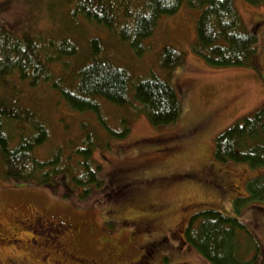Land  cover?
Instances as JSON below:
<instances>
[{"label": "rangeland", "instance_id": "374dc122", "mask_svg": "<svg viewBox=\"0 0 264 264\" xmlns=\"http://www.w3.org/2000/svg\"><path fill=\"white\" fill-rule=\"evenodd\" d=\"M235 4L245 24L258 34L259 70L215 66L193 50L199 8L183 6L163 16L156 33L147 39L153 41L151 48L135 56L126 42L121 44L104 29L74 18L63 0H0V23L14 33L68 35L83 47L90 37L100 36L138 75L156 67V53L166 43L175 44L185 54L171 77L183 103L179 118L171 124L154 125L145 113H138L130 118L126 136L113 138L111 147L95 148L94 157L108 184L105 188H96L88 197L80 198L77 189H66L62 182L50 189L5 178L0 156V264H61L62 256L40 244L37 232L17 222L30 209L77 225L70 247L88 260L105 257L106 264H117L135 259L145 237L140 234L152 223L151 237H155L151 229L166 236L159 246L165 254L162 260L156 258V264H211L185 239L182 241L190 215L202 203L237 215L234 196L247 194L250 177L264 174V167L220 163L213 155L214 138L219 132L264 106V5L245 0H235ZM14 81L22 90L21 101L38 109L51 129V142L41 148L40 155L46 156L51 144L77 136L81 120L100 128L93 111L71 110L48 85L31 88L16 78ZM8 93L0 83V98ZM106 110L108 115L115 112L111 105ZM195 123L198 128L191 129ZM128 168L132 169L124 173ZM105 189L111 192L109 196L102 194ZM64 190L68 196L62 194ZM240 215L264 248V202H249ZM147 251L151 255L152 250Z\"/></svg>", "mask_w": 264, "mask_h": 264}, {"label": "trees", "instance_id": "16d2710c", "mask_svg": "<svg viewBox=\"0 0 264 264\" xmlns=\"http://www.w3.org/2000/svg\"><path fill=\"white\" fill-rule=\"evenodd\" d=\"M245 1L264 5V0ZM63 2L74 18L104 29L121 44L126 42L135 56L151 48L153 41L147 39L156 33L163 16L183 6L199 8L193 50L215 66L260 69L258 34L245 24L235 0ZM82 47L68 35L36 31L21 36L0 23V83L10 91L0 98L3 177L50 189L62 182L66 189L75 188L80 198H86L94 189L108 185L94 157L95 148L111 147L113 138L126 136L132 116L145 113L154 125L171 124L179 118L183 103L171 77L184 59L181 48L164 44L156 53V67L138 75L100 36L90 37ZM15 78L31 88L48 85L73 111H93L102 130L92 127L89 120H81L77 136L51 144L50 152L40 155L41 148L50 144L52 132L40 111L21 101L22 90ZM108 105L115 108L110 115ZM213 155L220 163L263 168L264 106L219 132ZM263 178L264 174L250 177L247 194L234 196L237 215L203 203L190 215L184 239L211 264H262V243L240 212L249 202H264ZM62 194L68 196V191ZM102 194L109 196L111 192L105 189Z\"/></svg>", "mask_w": 264, "mask_h": 264}, {"label": "flooded vegetation", "instance_id": "af4514ba", "mask_svg": "<svg viewBox=\"0 0 264 264\" xmlns=\"http://www.w3.org/2000/svg\"><path fill=\"white\" fill-rule=\"evenodd\" d=\"M190 127L191 129H196L198 125L195 123ZM23 216L24 218L19 221L17 220V222L21 223L24 228H32L34 232H37L39 234V239L42 241L40 244H43L44 247L52 249L51 251L62 256L61 264H106L105 257H100L97 260H88L83 256H79L72 250L70 244L78 232V227L73 222L65 221L58 217H52L51 215H41L35 209H30L29 212ZM152 226V223L151 225L147 224L142 230V234H140V237H145H143L142 244L137 247L139 249L138 256L133 260L117 264H156L157 257L161 260L163 259L165 253L160 250L159 246L166 240V236H162L163 234L161 231H158V229H151V231L155 233L153 234L155 237H151L149 229L150 227L152 228ZM182 238L184 239L183 235ZM40 244L38 245L40 246ZM148 248L152 250L151 255H148ZM44 255L47 256V253L45 252Z\"/></svg>", "mask_w": 264, "mask_h": 264}, {"label": "bare ground", "instance_id": "6f19581e", "mask_svg": "<svg viewBox=\"0 0 264 264\" xmlns=\"http://www.w3.org/2000/svg\"><path fill=\"white\" fill-rule=\"evenodd\" d=\"M264 179V178H263Z\"/></svg>", "mask_w": 264, "mask_h": 264}]
</instances>
